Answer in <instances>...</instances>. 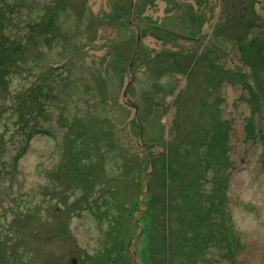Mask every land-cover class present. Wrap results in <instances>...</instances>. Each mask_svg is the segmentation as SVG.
<instances>
[{
    "label": "rangeland",
    "instance_id": "obj_1",
    "mask_svg": "<svg viewBox=\"0 0 264 264\" xmlns=\"http://www.w3.org/2000/svg\"><path fill=\"white\" fill-rule=\"evenodd\" d=\"M131 1L56 0L59 30L3 50L9 34L37 36L49 15L27 26L49 0H0V52L11 59L23 50L62 66L84 46L70 70L87 83L66 93L65 112L93 113L78 151L67 136L58 151L65 130L55 123L58 109L32 104L50 134L34 133L14 177L0 181V264H264V61L257 58L264 0H135L129 22ZM201 14L203 37L213 43L191 40ZM112 54L126 70L123 81L114 87L111 71L108 81L93 83ZM19 70L9 80L0 71V109L9 90L29 86L42 66L29 60ZM73 84L61 89L75 91ZM2 121L0 134L8 135L14 127ZM96 190L103 193L98 215L88 204Z\"/></svg>",
    "mask_w": 264,
    "mask_h": 264
},
{
    "label": "trees",
    "instance_id": "obj_2",
    "mask_svg": "<svg viewBox=\"0 0 264 264\" xmlns=\"http://www.w3.org/2000/svg\"><path fill=\"white\" fill-rule=\"evenodd\" d=\"M150 1V0H147ZM167 2L170 1H174V0H166ZM176 3V1H174ZM14 3V2H13ZM17 4V3H16ZM135 4V2H134ZM20 7H25L27 6V8H29L28 5H26V3H21L19 4ZM33 5V4H32ZM40 5V10H39V14L36 18L33 19V23L32 20L30 22V24H28V28L27 30L31 31L32 29V25H38L39 19L41 20L42 17H44L45 15H49L47 18L46 23L44 24L45 27H42L41 29H39V32L37 34L36 37H31L29 35V33L27 31H25L21 36H15V35H7L4 37V41L1 44H4L2 46V49L5 50L8 48V46L6 44H15V49H20L24 46V41L29 40V39H33V41L37 40H44L49 36V32L51 30L57 31L60 29V23L59 21H57V11H55L53 8L56 5V0H49V2L46 4H42L41 2L39 3ZM34 7V5H33ZM47 7L49 9H47ZM198 12L201 11V9L197 10ZM193 12V13H192ZM192 15L194 16L195 14V10L192 9ZM190 13V14H191ZM68 14L70 16L73 15V13L70 11V9L68 10ZM132 14L133 12L130 10L129 11V22H131L130 17L132 18ZM189 14V13H188ZM186 13V20H188L190 17ZM203 15L201 14L199 19H196L191 26H193L195 24V22L197 21V29L195 31H198L197 35H199L198 37H195L194 35L192 36L191 40H196L197 42L200 40H202L201 37V33H202V25L204 24V19L202 18ZM136 17L139 19L142 16H137ZM165 17V16H164ZM164 17L162 19H164ZM6 19H8L10 21V24H15V22L12 21V18H10L9 16H5ZM179 20H180V16H178ZM192 18V17H191ZM195 18V17H194ZM38 20V21H35ZM35 21V24H34ZM177 24H186L184 20L182 21H178L176 22ZM153 24V23H151ZM216 25V24H215ZM135 26L138 28L139 26L137 24H135ZM195 26V25H194ZM164 29V28H163ZM139 30V29H138ZM189 30V28H188ZM172 32V31H171ZM65 38L68 39V41H70V38L73 35H67L66 33L64 34ZM11 36L13 37V39L11 38ZM86 38V37H85ZM264 39V36H262L261 39H259V42H261ZM15 40V42L13 41ZM206 40H208L209 42L211 41L213 43V39H209L207 38ZM258 41V40H257ZM85 41H83L81 44H83ZM105 43L108 45H111V41H109V38L105 39ZM256 42L252 41L249 43V45L251 46V54L256 53V51L254 50V48L256 49V46L258 45L256 43V45L254 46ZM47 47H50L49 44L45 45ZM44 48V47H42ZM83 47H76L75 51H72L69 53L68 57H67V61L65 62V64H62V66L60 65H56L54 66L53 64L50 65H45L42 64V61H37L38 59H29L26 55L25 52H23V50L21 51H17V53H21L24 56H22L20 59H11L9 54L6 53H1L0 52V71L2 73V71H4V78L6 80H9L11 73L18 69L19 72H21V70H19L20 67H22L23 64L27 63L29 60L31 63H35L38 65L42 66V70L40 73H38V76L35 78L34 81L30 82L31 84L29 86H26L23 90H16V91H11L9 90L8 95L10 96L9 103H4L3 105V109H0V120H3L2 123L4 125L8 124L7 126H13V130L6 135V133H1L0 134V181H4L7 182L9 179H12L14 177L13 175V171L15 169H17V167L19 166V162H20V158L21 156L24 154L28 144H29V140L31 138V136L34 133H47L50 134V130H48L47 126H45L43 123L39 122L38 117L39 115V111L37 112L32 104H40L41 107L45 108L43 110L46 111V109L48 110L49 106L52 107H56L58 109V115L56 117L55 123L57 124V127L63 126L65 127L64 132L62 133V137H61V141H59L57 144V148L58 151L61 148L63 151V148L67 145V143H63L62 139L64 136H67L68 139H70V141L72 142V144H70V149L72 150V153H76L78 151V148L80 147V142L84 139V135H83V130L86 127V124L88 122V120L91 119L92 116V111L90 109L89 113L90 116L89 117H84L79 115V113H71V114H67L65 112V109L67 108V105L65 104V96L66 93L71 94H78L82 92V88H84V84L87 83L86 79H83V81L81 82V84L77 83L80 79H75V77H73L74 79H71L73 74H72V70H70V67L72 66L71 63H73V57L74 56H79L80 54H82L83 51ZM139 50V49H138ZM259 52V56H257L258 59H261L262 61H264V50H262L261 52ZM40 53H44L43 51H41ZM249 55V54H248ZM113 54L111 58H108L107 60H104L100 66H96L97 70L95 72V74L91 75L92 81L93 83L98 81H108L109 77L113 76V74L116 76V79L113 81V86L117 87L120 84V81H123V77L125 75V69L121 68H117L115 66V63H113ZM136 58V56H135ZM134 58V60H135ZM133 60V62H134ZM175 61V60H172ZM133 64V63H132ZM31 65V64H30ZM112 71L113 74L110 75V72ZM186 72V71H184ZM116 81H118L116 84H114ZM71 82H73L75 87V91L73 90V88L67 89V91H64L61 88H65V87H70L71 86ZM159 83L152 84L151 86L155 88L158 86ZM157 85V86H156ZM172 87H170L169 89L171 90L170 92L172 93L174 90L173 85H171ZM72 89V92L70 93L69 91ZM129 89V87H128ZM128 89L126 90V93L128 92ZM64 95V98H63ZM43 97L45 98V100L48 101V103H46L44 101V103L40 100ZM32 109V110H31ZM2 110H5L4 112H1ZM7 110V111H6ZM92 113V114H91ZM12 114H14L12 116ZM63 120V122H62ZM136 122L141 125L140 120L137 118L135 119ZM61 121L62 124H59V122ZM219 122V119H218ZM14 124V125H13ZM14 132V133H13ZM20 137H17V139H15L13 136L17 135ZM68 134V135H67ZM8 136V137H6ZM12 140L15 143V150L14 151H7V140ZM17 142V143H16ZM79 143V144H75V143ZM89 147L94 146V143L92 142H88ZM93 148V147H92ZM60 153V152H59ZM62 156V154H61ZM7 184V183H6ZM149 186V184H148ZM12 186H10L11 188ZM4 186L0 183V195L4 194ZM45 189H43L41 192L43 194H46V192H44ZM103 193L96 190L93 193V196L88 200V204L93 207L96 208V204H98V207L100 205V203H102V195ZM5 196V194H4ZM102 196V197H101ZM16 195H14L13 197L10 198L11 201L16 200ZM74 199L72 202L75 203ZM106 203V200L105 202ZM12 204H8V206H11ZM97 207V208H98ZM97 208L95 209V214L98 215L97 213ZM2 209L5 210V207H2ZM12 209V208H11ZM30 212V211H29ZM102 212L107 213V208H102ZM25 215H29V213H26ZM14 217H12L10 219V221L7 223L6 225V229H12L13 226H9L8 224L13 223ZM5 229V230H6ZM2 233V232H1ZM2 238V237H1Z\"/></svg>",
    "mask_w": 264,
    "mask_h": 264
},
{
    "label": "water",
    "instance_id": "obj_3",
    "mask_svg": "<svg viewBox=\"0 0 264 264\" xmlns=\"http://www.w3.org/2000/svg\"><path fill=\"white\" fill-rule=\"evenodd\" d=\"M134 2H135V0H132V1H131V4H130V10L132 9V7H133V5H134ZM139 41H140V37H139V35H138V37H137V46H136V49H135L134 55H133V57H132V59H131V61H130V63H129V66H128V72L131 74V77H130L129 81H128L127 84H126L125 89L123 90V94H124V96L126 95V90H127L128 85H129V83H130V81H131V78H132L131 67H132V63H133V60H134V58H135V55H136V53H137V50H138ZM132 104L134 105L135 108H137V105H136V104H134V103H132ZM136 119H137V118H136ZM72 262L75 263V259H73Z\"/></svg>",
    "mask_w": 264,
    "mask_h": 264
},
{
    "label": "flooded vegetation",
    "instance_id": "obj_4",
    "mask_svg": "<svg viewBox=\"0 0 264 264\" xmlns=\"http://www.w3.org/2000/svg\"><path fill=\"white\" fill-rule=\"evenodd\" d=\"M204 7V6H203ZM202 7V8H203ZM202 8H201V10H202ZM203 11V10H202ZM203 31V30H202ZM203 35L205 36V34L204 33H201V37L204 39V41L206 40V37H203Z\"/></svg>",
    "mask_w": 264,
    "mask_h": 264
},
{
    "label": "crops",
    "instance_id": "obj_5",
    "mask_svg": "<svg viewBox=\"0 0 264 264\" xmlns=\"http://www.w3.org/2000/svg\"><path fill=\"white\" fill-rule=\"evenodd\" d=\"M164 1H166V0H164ZM174 1H176V0H174ZM167 2V1H166ZM164 17V15L162 16V18Z\"/></svg>",
    "mask_w": 264,
    "mask_h": 264
},
{
    "label": "bare ground",
    "instance_id": "obj_6",
    "mask_svg": "<svg viewBox=\"0 0 264 264\" xmlns=\"http://www.w3.org/2000/svg\"><path fill=\"white\" fill-rule=\"evenodd\" d=\"M140 42V41H139ZM139 47V46H138Z\"/></svg>",
    "mask_w": 264,
    "mask_h": 264
}]
</instances>
